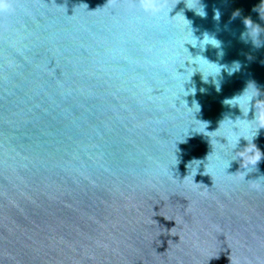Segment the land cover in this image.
Masks as SVG:
<instances>
[{"label": "water", "instance_id": "obj_1", "mask_svg": "<svg viewBox=\"0 0 264 264\" xmlns=\"http://www.w3.org/2000/svg\"><path fill=\"white\" fill-rule=\"evenodd\" d=\"M158 9L0 11V264H264V0Z\"/></svg>", "mask_w": 264, "mask_h": 264}, {"label": "clouds", "instance_id": "obj_2", "mask_svg": "<svg viewBox=\"0 0 264 264\" xmlns=\"http://www.w3.org/2000/svg\"><path fill=\"white\" fill-rule=\"evenodd\" d=\"M162 2V0H140L141 7L145 11H152L156 12L158 11V6ZM10 7V0H0V11H5ZM194 161V160H193ZM193 161L189 162L192 163ZM188 163V164H189ZM187 164V166H188ZM186 166V167H187ZM200 166V165H199ZM198 166V168H199Z\"/></svg>", "mask_w": 264, "mask_h": 264}]
</instances>
